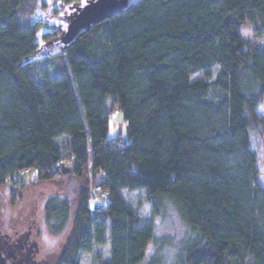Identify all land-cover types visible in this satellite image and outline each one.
Returning a JSON list of instances; mask_svg holds the SVG:
<instances>
[{
  "label": "trees",
  "instance_id": "1",
  "mask_svg": "<svg viewBox=\"0 0 264 264\" xmlns=\"http://www.w3.org/2000/svg\"><path fill=\"white\" fill-rule=\"evenodd\" d=\"M32 0H0V186L26 170L55 179L65 159L76 176H100L105 205L78 195L72 236L58 264L111 242L109 264H264V186L251 131L264 124V0H138L64 45L44 44L39 25L21 19ZM74 6L83 0H59ZM111 97V98H110ZM123 115L125 139L109 140ZM65 141L64 149L58 142ZM123 190H145L154 216L170 204L187 228L167 258L147 259L153 225L125 205ZM53 235L66 231L71 202L45 205ZM101 255H98L100 257Z\"/></svg>",
  "mask_w": 264,
  "mask_h": 264
},
{
  "label": "rangeland",
  "instance_id": "2",
  "mask_svg": "<svg viewBox=\"0 0 264 264\" xmlns=\"http://www.w3.org/2000/svg\"><path fill=\"white\" fill-rule=\"evenodd\" d=\"M138 0H129V5ZM81 5L86 3L85 0ZM73 6V5H72ZM71 6H64L59 0H32L30 4L21 12V19L28 23L39 25L38 40L43 44L42 51L38 58H47L48 54H59L61 45L52 43L45 45L44 36L47 32L59 33L66 31L69 19L66 18ZM73 11H75L73 9ZM243 39L248 46L256 50H264V39L256 35L258 30L255 23L248 20L241 28ZM111 98V97H110ZM109 120V140L125 139L128 133L127 123L119 111H115ZM258 115L264 121V101L257 110ZM64 149L65 141L58 142ZM251 145L258 156L259 181L264 186V124L256 126L251 131ZM67 162V163H66ZM69 162V163H68ZM65 169L71 172L65 173ZM73 161L65 159L60 174L53 180L40 181L34 172L20 174L14 180L0 186V232L2 234H12L15 228H21L25 224L36 222V238L40 247V256L47 259L51 264H58L67 248L72 236L74 214L78 206V195L83 188L90 190L92 208L103 206L107 201V194L104 190L98 189L101 182L100 176L97 178L87 175L76 176L73 172ZM58 196L71 202L72 219L66 231L60 235H53L46 223L45 205L50 198ZM121 197L126 206L132 208L140 217L141 225H153L155 228L156 240L152 242L147 251V259H150L157 251L170 258L174 255L176 247L174 244L165 245L162 249L158 246L163 240H170L177 244L187 232V228L181 220L177 211L167 204L161 215L154 216L152 208L147 199L145 190L128 191L123 190ZM98 255H101L98 257ZM81 264H109L111 261V242L104 246L97 247L93 253L81 254Z\"/></svg>",
  "mask_w": 264,
  "mask_h": 264
},
{
  "label": "water",
  "instance_id": "3",
  "mask_svg": "<svg viewBox=\"0 0 264 264\" xmlns=\"http://www.w3.org/2000/svg\"><path fill=\"white\" fill-rule=\"evenodd\" d=\"M128 6L129 0H87L84 5L71 6L70 9L75 11L69 17L67 30L62 33V44L69 45L82 32L122 13ZM64 172L69 173L71 170L65 169ZM7 244L4 241L0 242V264H8V262L9 264H37L35 256L38 251L36 249L16 258V250L8 247Z\"/></svg>",
  "mask_w": 264,
  "mask_h": 264
},
{
  "label": "flooded vegetation",
  "instance_id": "4",
  "mask_svg": "<svg viewBox=\"0 0 264 264\" xmlns=\"http://www.w3.org/2000/svg\"><path fill=\"white\" fill-rule=\"evenodd\" d=\"M81 4L82 3H79L77 6ZM73 12L74 11L71 10L66 14V18L69 19ZM36 235V222L33 221L29 224H25L21 228H15V230H12V234H2V232H0V242H7L8 247L16 250V258H20L22 255L28 254L31 250L36 249V251H38L35 256L37 264H51L47 259L40 256V247ZM5 248L7 250V247ZM7 251H9V249ZM9 263L10 262H8V264Z\"/></svg>",
  "mask_w": 264,
  "mask_h": 264
},
{
  "label": "built area",
  "instance_id": "5",
  "mask_svg": "<svg viewBox=\"0 0 264 264\" xmlns=\"http://www.w3.org/2000/svg\"><path fill=\"white\" fill-rule=\"evenodd\" d=\"M70 161V160H69ZM67 163V162H66ZM69 163V162H68ZM29 172H31V171H29V170H26L25 172H23L22 174H27V173H29ZM107 194V193H106ZM108 196V195H107Z\"/></svg>",
  "mask_w": 264,
  "mask_h": 264
}]
</instances>
